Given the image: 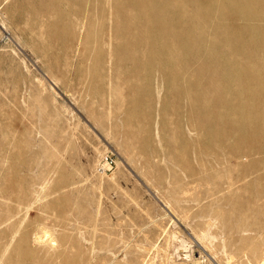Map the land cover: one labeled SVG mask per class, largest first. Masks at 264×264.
I'll return each instance as SVG.
<instances>
[{"label": "rangeland", "instance_id": "1", "mask_svg": "<svg viewBox=\"0 0 264 264\" xmlns=\"http://www.w3.org/2000/svg\"><path fill=\"white\" fill-rule=\"evenodd\" d=\"M175 1L163 4L172 7ZM104 5L100 0H0V218L9 217L0 231L14 223V241L24 234L28 243L43 228L52 232L55 244L38 246L43 256L20 254L22 264H181L179 247L187 241L194 256L199 250L205 255L204 264H264L258 262L264 256L260 238L238 239L231 229L213 225L208 233L215 230L218 245L214 246L192 234L197 230L195 212L196 218L209 211L220 214L217 225L230 222L239 211L255 212L256 204L247 208L244 202L249 196L256 200L260 181L253 191L216 193L184 212L188 199L200 198L203 187L182 191L181 184L206 175L207 171L197 173L203 159L192 161L189 155H175L169 149L167 141L175 127L165 114L170 108L158 104L147 91L133 93L148 81L129 77L128 65L117 60L122 49L114 51L104 43L107 31H114L105 26L107 19H100ZM85 8L90 19L81 10ZM216 11L208 25L200 14L192 15L200 18L197 27L211 37L218 31L212 24L220 17ZM229 11L225 16L232 17L226 23H242ZM259 16L256 22H264V9ZM100 24L101 30H92ZM142 25L151 31L148 23ZM257 30L237 29L233 39L252 42L262 35L261 28ZM241 45V50L234 46L238 58L256 70L264 69V45ZM206 54L214 55L212 50ZM190 64L192 68L198 63ZM210 79L218 83L216 75L208 72L193 79L194 87L200 89ZM205 96L213 101L219 97ZM237 103L263 117L258 134L264 146L263 104L252 99ZM211 109L207 106L203 119ZM125 112L128 123L120 121ZM154 149L162 152L159 162ZM239 197L242 208L235 206ZM207 201L212 203L204 206ZM18 213L21 224L16 221ZM10 232L0 237V257L12 252L3 251ZM12 253L16 261L17 253Z\"/></svg>", "mask_w": 264, "mask_h": 264}, {"label": "bare ground", "instance_id": "2", "mask_svg": "<svg viewBox=\"0 0 264 264\" xmlns=\"http://www.w3.org/2000/svg\"><path fill=\"white\" fill-rule=\"evenodd\" d=\"M100 1L105 3L100 19L103 21L107 19L109 24L105 22V26L108 29H114L113 32L107 31L104 43L109 47L108 49L114 51L122 49L117 60L128 65L129 70L126 71V74H129V77H141L148 81V85L139 87L133 93L147 91L154 96L158 104L170 108V111H166L165 114L169 116V121L172 119L175 127L170 130L171 138L167 141L169 149L175 155L181 153L189 155L192 161L197 158L203 159L204 166L197 173L207 171L206 175L195 176L190 182L186 181L181 184L182 191L183 189L188 191L203 187L200 198L188 199L184 212L186 213L191 208L193 209V206L205 201V197L216 193L238 195L240 191H253L256 181H260L256 200L255 196H249L244 202L247 208L256 204L255 212L250 210L240 213L239 211L238 215L230 222L221 221L218 225L216 219L221 216L220 214L209 211L204 218H196L198 213L195 212L193 219L197 230H192L194 237L199 240L208 239L211 244L217 246L215 230L208 233V230L215 225L216 229H231L239 237L238 239L246 238L248 241H253L260 238L261 242H264V212L262 211L264 209V176H262L264 173V146L261 144L258 134L259 126L263 125V117L261 114L257 117L253 112L244 110L237 103L238 100L242 103L246 99H252L264 106V69L256 70L242 57L238 58L240 55L234 51L237 48L241 50L243 48L241 44L264 45V22H256L260 17L259 12L264 9V0H225L223 3H220L221 0H176L172 7H166L165 3L163 4L164 0ZM214 9L217 10L216 12L221 18L217 17L215 23H212L218 28V31H214V35L211 37L204 33V28L197 27L200 18L194 19L192 15L200 14L201 21L203 20L208 25ZM81 10L84 14L88 13L90 19L91 13L87 11L88 8ZM229 10L244 22L236 24L232 21L233 25L231 22L226 23L225 20L229 21L232 17L225 16ZM247 19L250 20L247 21ZM236 20L238 21V19ZM142 22L148 23L151 31H147ZM90 27L91 21L89 20L87 28L91 29ZM241 28L250 31H258L257 29L261 28L262 35L249 43L233 39L238 34L237 29ZM99 29H102L101 24L94 25L92 30ZM208 29L210 30V28ZM196 37L200 41H192ZM185 50L191 54L186 56ZM211 50L214 55L207 56L206 52ZM196 61L197 66L191 68L190 63ZM208 72L216 75L218 83L210 79L203 82L200 89H196L193 79ZM207 93L219 97L214 101L212 98L205 99ZM170 97L171 99H168ZM210 105L212 109L207 112V119H203L202 115L206 117L205 109ZM190 112L195 114L192 115ZM128 116L127 112L123 113L120 121L128 123L130 121ZM216 122L223 125L216 127L214 126ZM118 123L115 121V124ZM162 147L165 149L166 144H163ZM152 153L157 156L159 162L162 152L157 154V150L154 149ZM228 162L230 164L226 165ZM175 178L181 180L180 177ZM211 203L212 201L209 203L207 201L203 205ZM242 205V199L239 197L235 206L242 208ZM24 212L23 210V214ZM8 218H0V227H3ZM19 219L20 217L16 218V221ZM9 226L5 232L0 231V237L11 231V238L8 237L3 251L11 249L12 252L17 253V259L15 261V254L9 252L5 257H0V264H22V257L21 261L19 260L20 254L43 256L44 253L38 246L44 243L52 247L55 244L52 232H48L44 228L38 236H34L33 242L30 241L37 247L30 246L24 234L22 237L20 236V241L18 239L14 241L12 237L14 223H9ZM248 231H251L249 235L244 237V234L240 235V233ZM17 233H19V228ZM173 236L179 238L177 234H173ZM180 242L185 243V240L180 239ZM189 243L187 241L185 245L182 244L179 247L182 252L179 253V256L183 259L181 264H204L205 255L199 250V256H194V247ZM199 244L205 245L206 243L200 241ZM42 249L46 250L45 247ZM122 249L123 247L118 249L113 256H116L117 253L119 255ZM262 252L264 254V244ZM263 259L264 256H261L258 262L264 261Z\"/></svg>", "mask_w": 264, "mask_h": 264}]
</instances>
